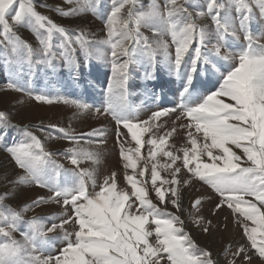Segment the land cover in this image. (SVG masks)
<instances>
[{
    "label": "snow or ice",
    "instance_id": "obj_1",
    "mask_svg": "<svg viewBox=\"0 0 264 264\" xmlns=\"http://www.w3.org/2000/svg\"><path fill=\"white\" fill-rule=\"evenodd\" d=\"M97 3L77 0L67 11L60 7L56 11L65 17L88 10L96 13ZM186 3L164 0L161 6L152 0L146 11H137L138 0H110V10L103 14L106 38L95 41L83 33L73 37L69 29L38 12L34 0H0V47L4 49L5 64L26 66L31 72L36 63L55 68L54 61L62 60L75 68L74 45L86 56L95 55L110 64L111 76L96 112L110 116L116 123L124 179L131 187L130 192L118 188L117 173L113 172L104 178L98 191L88 190L89 181L96 186L93 170L79 165L81 160L101 162L103 153L98 149L104 144L103 127L78 136L50 126L62 138L77 142L63 153L76 166L71 169L76 180L67 186L58 180L63 165L54 159L55 153L46 151L36 133L24 126L25 140L6 149L20 170L13 172L11 183L48 189L49 196H39L30 204H43L47 199L70 208L71 214L65 212L67 218L61 217L59 224L50 227L34 216L26 221L27 230L17 240L13 232L18 230L17 222L23 219L22 212L29 209V204L19 210L3 205L8 196L5 191L0 195V236L4 238L0 242V264H217L211 253L200 248L184 230L181 217L167 207L171 204L182 209L181 186H190L194 179L210 186L219 196L216 209H231L235 222L243 228L247 244H241L227 264H237L240 257L244 264H252L249 248L264 264V43L260 42L264 33L256 36L250 30L254 7L264 18V0H205L193 11H188ZM204 16L210 17L209 25L197 22ZM17 26L30 28L38 47L25 42L15 31ZM142 26L150 27L157 39L150 43L141 34ZM57 34L59 43L54 42ZM165 34L171 37L170 42L163 39ZM229 38L238 42V49L232 50ZM137 54L147 65L146 77L153 76L156 58L161 55L169 73L182 84L180 102L152 112L145 121L135 120L126 103L129 66L137 62ZM221 61L227 63L224 71H219ZM202 66L211 75L219 71L218 86L197 95L196 78ZM7 88L25 91L14 79L7 82ZM28 95L39 102L63 100L78 110L92 109V105L79 100L31 90ZM177 112L178 121L187 120L179 125L185 130L186 143L173 152L168 138L176 133V127L160 136H154L152 129L154 121ZM0 123L9 125L4 112H0ZM85 136L96 143L97 150L79 146L78 141ZM127 137L135 142L134 148L125 147L130 144ZM144 145L148 146L147 156L141 152ZM229 145L240 149L242 155ZM149 182L159 203L150 198ZM200 203L198 197L192 208ZM194 223H203V217H196ZM69 224L75 226L74 231L66 229ZM57 229L63 234L64 246L54 256L44 255L48 234ZM204 231H209L207 225Z\"/></svg>",
    "mask_w": 264,
    "mask_h": 264
},
{
    "label": "rangeland",
    "instance_id": "obj_2",
    "mask_svg": "<svg viewBox=\"0 0 264 264\" xmlns=\"http://www.w3.org/2000/svg\"><path fill=\"white\" fill-rule=\"evenodd\" d=\"M77 0L69 3L68 0H34V6L42 15L49 17L56 24L70 30V34L75 37L83 33L85 38L89 40H103L106 38L104 28L103 14L110 10V0H98L96 5L97 12L91 10L77 12L71 16H63L56 11V8H63L65 11L75 6ZM84 3V0H79ZM163 6L164 0H156ZM152 0H138L136 5L137 11H146ZM205 0H187L185 7L188 11H193L197 5L203 6ZM235 16V10H232ZM200 24L209 25L210 17L204 16L197 21ZM250 30L256 36L264 33V18L261 17L258 7L253 8V18L250 21ZM17 34L29 43L33 48L38 47V41L35 33L27 26H17L15 28ZM141 34L149 38V42L157 39L150 27L142 26ZM163 39L171 41V37L167 34ZM55 43H59V35L54 38ZM261 43H264V36H261ZM232 50L239 47L238 42L229 38ZM74 59L76 61L75 68L66 66L62 60L54 61L55 68H49L45 64L36 63L31 72L27 67H19L15 64L7 65L4 63V49L0 47V112L7 114L9 125L4 126L0 123V195L5 191L8 196L3 200L2 204L19 210L24 204H29V209L22 212L23 219L18 221V230L13 232V236L17 240H21V232L27 230L26 221L32 217H40L46 227H50L52 223L59 224L60 218H67L65 212L71 214V209H64L61 204L49 202L45 199L43 204L32 206L30 202L39 196L47 197L50 195L48 189L40 188L35 185H19L11 183L14 179L13 172H19L12 161L7 147L13 143H20L25 140L23 127L28 126L30 130L36 133L40 138L44 148L48 152L55 153L54 159L61 165L63 169L59 173L58 180L62 185L71 186L74 184L76 177L71 169L76 166L72 165L68 158L63 154L64 150L73 147L77 142L62 138L61 134L53 129L65 128L69 132L81 135L91 131L94 128H104V144L98 150L103 153L101 162L93 164L90 160H81L79 167L93 170L96 180V186L93 187L91 181L88 182L89 192L98 191L99 185L103 183L106 176L111 173H117V186L120 189L131 191L130 185L124 179V169L119 155V146L117 144L116 123L110 116L97 115L96 109L101 107L104 99V92L108 86L109 77L111 76V66L108 62L97 56H86L80 51L78 45H74ZM59 51V49H54ZM137 62L130 64L129 77L126 82V103L131 116L135 120L145 121L151 116L152 112L161 108H172L180 102L179 91L182 88L180 79L174 74H170L164 66L163 57L158 55L156 65L153 70V76L148 78L145 76L147 65L143 63L139 55L135 56ZM222 67L219 71L227 68V63L221 61ZM219 71L215 75L202 70L196 78V94H207L208 91L214 90V85L218 86L217 79ZM16 82L25 89V91H17L7 88L9 80ZM28 90L33 93L42 92L52 97H64L69 101L79 100L92 105L90 111L78 110L71 102L64 103L63 100H55L53 103H45L34 100L28 95ZM226 102H228L226 100ZM179 112L174 115L161 117L158 121H154L153 135L160 136L170 131L172 127H176L177 131L173 136L168 138L170 149L176 152L177 149L186 143L184 129L179 125L187 123L186 118L179 121L177 117ZM155 125H159L156 127ZM39 126V127H37ZM42 129V130H41ZM126 133L127 130L123 129ZM147 137V133L144 134ZM130 144L125 147H135V142L127 137ZM80 147L88 150H97V145L90 142L88 137H83L78 141ZM233 148L237 154L242 155L240 149ZM142 155L147 156L148 146L144 145L141 149ZM182 155V153H181ZM206 159V157H205ZM161 162L164 158L160 157ZM177 166H182L181 162H177ZM132 174V170H128ZM150 181V170L148 172ZM162 176L167 173L161 172ZM184 178H187L185 175ZM148 188L150 198L155 203H159L155 192L151 191L149 182ZM201 198V203L197 208H192V203L197 198ZM182 209L177 210L168 204L170 211L176 213L184 221V230L191 236L194 242L203 249L209 251L212 258L217 264H227L232 259V253L241 244H247L246 237L243 234V228L234 220L232 210L226 206L216 209V204L220 202L218 194L200 181L193 180L190 186H181ZM3 211V208H0ZM191 213V215H190ZM196 217H203V223L196 224ZM210 222V223H209ZM250 223V222H249ZM208 226L209 231L205 232L204 227ZM0 226H3L0 224ZM68 231H74L75 226L72 224L65 226ZM49 243L44 245V255H56L57 251L63 247V234L57 229L55 232L48 234ZM0 236V242L3 241ZM154 242V237L152 238ZM249 255L252 256V264H261V259L255 254V250L248 249ZM237 264H244L243 257L237 258Z\"/></svg>",
    "mask_w": 264,
    "mask_h": 264
}]
</instances>
